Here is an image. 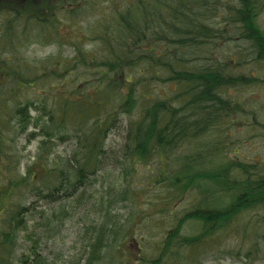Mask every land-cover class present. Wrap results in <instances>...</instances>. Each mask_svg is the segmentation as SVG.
Returning <instances> with one entry per match:
<instances>
[{
	"label": "trees",
	"instance_id": "1",
	"mask_svg": "<svg viewBox=\"0 0 264 264\" xmlns=\"http://www.w3.org/2000/svg\"><path fill=\"white\" fill-rule=\"evenodd\" d=\"M114 1H110L109 12L94 9L100 18L81 32L79 20L95 0H0V52H17L20 35L42 46L53 42L73 49L70 59L51 58L59 80L55 83L50 81L49 71L33 74L29 63L19 56L0 54V159H6L2 143L10 140L6 136L11 131L9 123L16 117L19 132L30 124L38 128L28 134L32 139L40 137L34 161L42 169L37 179L30 169L18 178L11 174L13 170L5 171L0 189V264H13L18 234L28 242L18 254L20 264H43L45 259L38 250L46 238L55 235L51 225L59 221H52L53 212L42 210L37 212L38 220L30 216L35 207L21 201L22 196L26 192L45 198L55 195L68 199L73 209L84 203L82 191L77 190L84 175L98 169L105 132L117 117L126 130L125 157L143 164L151 182L166 183L173 194L182 195L179 200L200 177L211 189L202 190L197 202L166 230L155 257L134 259L113 251L115 241L107 218L108 209L115 207L122 192L128 196L129 190H105L98 206L92 207L97 223L90 224L82 237V257L67 264H96L108 249V259L113 258L110 264H191L216 235L232 228V234L236 233L243 213L264 208V169L259 163L224 160L203 173L195 169L204 163V153L196 145L189 152L176 153L183 143H196L214 125L227 121L236 105L233 98L224 96L228 88L259 80L235 70L243 62L264 64V28L257 22L264 13V0ZM90 41L95 46L84 49ZM83 75L94 77L75 86L84 91L80 96L64 92L65 84L75 83ZM38 81L44 82L41 89ZM48 89L55 91V101L50 108L46 106L49 97L46 104L33 105L31 110L37 112L33 122L30 105L15 109L11 104L20 93L38 95ZM6 106L8 119L2 111ZM70 138L74 140L72 151L58 162L51 161L54 142ZM153 160L170 165L171 173L166 167L154 173ZM220 194L222 202L215 199ZM167 213L173 216L174 208ZM188 220L200 227L195 234L183 236L177 225Z\"/></svg>",
	"mask_w": 264,
	"mask_h": 264
},
{
	"label": "rangeland",
	"instance_id": "2",
	"mask_svg": "<svg viewBox=\"0 0 264 264\" xmlns=\"http://www.w3.org/2000/svg\"><path fill=\"white\" fill-rule=\"evenodd\" d=\"M95 1V4H91L86 9L89 12L85 18L79 20L81 32L84 29H90V26L94 25L95 21L100 18L101 14L95 12L94 9L98 11L103 9L102 12L104 13L109 12L110 5L111 8L113 7L112 2L110 3L111 0ZM117 1L115 0L114 3L116 4ZM257 22L261 28H264V13L260 15ZM19 38L22 43L18 51H1V56L3 57L4 54L7 55L8 53L17 55L25 63H29L27 66L32 68L31 73H41V69H44L49 71L50 81L59 82L55 78L56 70H53V66L51 67V58L55 55L58 57L63 56V59H70L73 56V49L67 46L60 47L53 42L42 46L36 44L32 39L25 40L23 35H20ZM1 42H3V39L0 40V45H2ZM94 46L95 42H86L84 49ZM225 55L228 58L232 56L230 54ZM243 63L239 64V71L237 69L235 73L243 74L246 77H256L259 80L242 83L239 87L236 85L228 88L224 96L227 95L233 98L236 105L230 111L231 115L227 118V121L214 125L211 130L195 140L196 143L185 142L177 148L176 153H185L189 152L190 149H194L196 145L197 150L204 153L202 154L204 163L199 165L198 168L195 167L199 172L206 173V170L218 167L224 160L255 162L259 163L257 165L260 169H264V82L260 81L264 78V64L254 62L245 65ZM231 65L234 66L232 63ZM14 67L15 69L18 68ZM83 76L75 83L70 80L69 84H65L64 92L78 93V96H80L84 91L75 90V86L81 84L84 79L94 77L93 75ZM43 84V81H38L37 88L41 89ZM55 96V91L50 89L43 94L38 93V95L34 91H26L23 95L20 93L18 98L12 99L11 104H15V109L19 106L25 108L30 105L28 113L32 116L30 121L33 122V118L37 115L35 110H31L33 105H40L42 101L46 104L49 97V101H47L49 104L46 106L50 108L51 103L55 101H52V98H55ZM3 110H5V114L3 113L4 119H8V113L6 112L8 107L2 108ZM230 119L232 120L229 121ZM118 121L119 117L113 122L114 125L110 126L109 130L105 132V144L100 155L98 169L93 174L84 175V180L80 183L82 187L79 188L80 186H78L77 191L78 193L82 191L84 203L73 209V206L69 207L70 202L68 199H60L55 195L45 198L43 196L37 197L35 193L30 195L29 192H26L22 196L21 201L35 207L31 210L30 216H34L38 220L39 215H37V212L42 210L45 214L53 212L54 219L52 221H59L58 225H54L57 223L51 225L55 228V235L46 238L42 243L43 245L40 246L41 249L38 250L42 260L45 259L43 264H67L72 259L82 257L83 252L81 253V251L82 248H85L82 237L90 224L97 223V217L95 218L92 207L98 206L105 190L109 191L110 188L115 191L121 188L129 190L128 196L125 197L122 192L121 196L117 198L115 207L108 209V226L112 227V236H114L115 241L113 242V251L118 256H127L131 259L140 256L145 258L155 257L166 235V230L173 227L180 214L185 209L193 206L197 202L199 193L210 186L200 177L196 181V185L183 194L184 197L179 200L182 195L179 197L175 191L173 194V189L167 188L166 183L159 180L154 183L151 182V176H149L145 166H142L143 164H134L125 157L123 147L126 130L122 123H118ZM16 122L17 118H12L9 123L11 131L9 130V135H6L10 140L4 144L2 143L6 159L4 161L0 159V189L4 187L3 184L6 180L4 175L7 168L13 170L11 174L17 178L26 173V169H30L34 171V177L37 179L42 171L38 167L40 163L34 161L37 153H39L40 137L35 136L32 139L28 134L31 129L37 132L38 128H33V125L30 124L28 128L19 132L15 127ZM71 140L72 138L54 142L53 153L49 156L51 161L58 162L60 158L65 157L72 151L74 140ZM150 165L154 168V173H157L158 170L156 171V169L165 170L166 167L165 164L161 166L157 160H153ZM171 168L170 165L167 166L166 171L171 173ZM111 192L114 193L112 190ZM172 194L174 196L170 200ZM218 198H220L219 202H222L221 194L215 197V199ZM172 207L174 213L173 216H169L167 210ZM236 224L235 228H238L236 233L232 234L234 229L232 228L227 232L216 235L206 245L207 248H210H206L203 253L197 255V258H193L191 264H264V208L259 206L246 211L240 216ZM178 226L181 228L183 236L195 234L200 227L199 223L193 220H188L183 225L178 224ZM132 232L133 236H131ZM15 243L16 256L13 264H20L18 254L21 253V250H25L28 242L22 235L18 234ZM105 251L101 260L96 264L111 263L113 258L108 259L109 249Z\"/></svg>",
	"mask_w": 264,
	"mask_h": 264
},
{
	"label": "flooded vegetation",
	"instance_id": "3",
	"mask_svg": "<svg viewBox=\"0 0 264 264\" xmlns=\"http://www.w3.org/2000/svg\"><path fill=\"white\" fill-rule=\"evenodd\" d=\"M12 8V10H13V7H11ZM7 12L9 11V10H6Z\"/></svg>",
	"mask_w": 264,
	"mask_h": 264
}]
</instances>
